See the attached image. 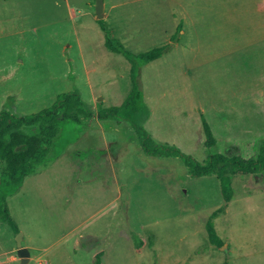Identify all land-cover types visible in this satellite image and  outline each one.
Here are the masks:
<instances>
[{"label":"rangeland","instance_id":"obj_1","mask_svg":"<svg viewBox=\"0 0 264 264\" xmlns=\"http://www.w3.org/2000/svg\"><path fill=\"white\" fill-rule=\"evenodd\" d=\"M101 1L97 20L96 0H0V111L30 116L66 94L83 105L79 122L62 125L57 162L4 200L28 264H95L97 254L101 264H264V171L233 174L225 202L215 176L192 178L179 158L145 155L128 121L97 115L136 85L153 144L201 165L213 154L255 160L264 152V0ZM103 26L131 54L168 50L132 79ZM218 210L221 247L205 228ZM16 235L0 222V264H19Z\"/></svg>","mask_w":264,"mask_h":264},{"label":"trees","instance_id":"obj_2","mask_svg":"<svg viewBox=\"0 0 264 264\" xmlns=\"http://www.w3.org/2000/svg\"><path fill=\"white\" fill-rule=\"evenodd\" d=\"M102 29L106 32L105 44L108 49L122 54L130 63L132 79H134L138 69L159 59L168 50L167 46H163L134 55L127 52L118 41L110 38L105 26ZM177 30L180 32V26L177 27ZM142 100V93L134 85L126 101L119 108L99 110L98 118L101 120L112 118L128 121L137 132L141 149L145 155L179 158L192 178L215 176L220 183L221 194L225 202H228L231 197L230 181L233 174L261 173L264 171V152L255 160L246 161L240 157L229 158L220 154H213L210 155L204 165H201L173 146L153 144L142 128V123L148 117V111H146ZM78 110H83V105H81L78 97L75 94H66L50 109L30 116H19L8 111H0V162L3 164L0 174V222L12 226L15 234L18 231L12 223L4 200L19 190L26 178L41 173L52 161L59 158L61 153L56 151V145L62 125L71 121L79 122L78 118H75ZM87 116L92 117V112H87ZM26 128L35 129V132L27 134L24 132ZM202 131L205 146L208 149H213L216 141L209 126L204 122H202ZM220 211L212 214L205 226L210 243L217 247H221L222 244L216 236L211 221ZM100 257L101 254L96 255L95 264H101Z\"/></svg>","mask_w":264,"mask_h":264},{"label":"water","instance_id":"obj_3","mask_svg":"<svg viewBox=\"0 0 264 264\" xmlns=\"http://www.w3.org/2000/svg\"><path fill=\"white\" fill-rule=\"evenodd\" d=\"M94 10H95V16L97 20H101L103 19V11H104V6L101 0H96L95 6H94ZM23 239V235L22 233H17L16 235V247H17V256L19 257V264H28L29 263V259H30V253L28 251V249L22 247L21 242Z\"/></svg>","mask_w":264,"mask_h":264},{"label":"crops","instance_id":"obj_4","mask_svg":"<svg viewBox=\"0 0 264 264\" xmlns=\"http://www.w3.org/2000/svg\"><path fill=\"white\" fill-rule=\"evenodd\" d=\"M103 6H104V10H106V7H105V5L103 4ZM113 7L114 6H112V9H113ZM103 14H104V11H103ZM57 159L58 158H56L54 161H52L50 164H49V166L46 168V169H44L41 173H39V174H42V173H44V172H46L48 169H50L56 162H57ZM70 161H73L72 159L70 160ZM74 162V161H73ZM39 174H37V175H34V176H38ZM31 177H33V176H31ZM31 177H28V178H31ZM25 181V180H24Z\"/></svg>","mask_w":264,"mask_h":264}]
</instances>
